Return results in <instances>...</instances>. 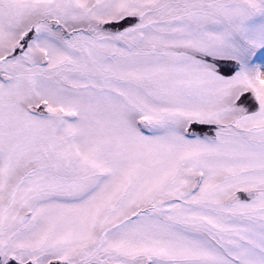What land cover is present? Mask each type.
<instances>
[{
    "label": "snow or ice",
    "instance_id": "1",
    "mask_svg": "<svg viewBox=\"0 0 264 264\" xmlns=\"http://www.w3.org/2000/svg\"><path fill=\"white\" fill-rule=\"evenodd\" d=\"M0 264H264V0H0Z\"/></svg>",
    "mask_w": 264,
    "mask_h": 264
}]
</instances>
